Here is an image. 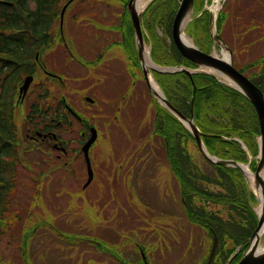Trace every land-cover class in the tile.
I'll return each mask as SVG.
<instances>
[{
  "label": "rangeland",
  "instance_id": "374dc122",
  "mask_svg": "<svg viewBox=\"0 0 264 264\" xmlns=\"http://www.w3.org/2000/svg\"><path fill=\"white\" fill-rule=\"evenodd\" d=\"M223 11L225 20L221 37L228 44L234 64L239 68L243 60L257 57L260 46L252 45L256 42L254 34L264 31V0H224ZM66 23L75 28L72 21ZM59 24L60 21H56L48 31L52 37ZM73 40L80 45L78 36ZM51 47L42 54V59L47 68L59 73L62 70L61 48L58 44ZM149 47L146 44L148 51ZM34 73L37 74L29 96L36 97L37 91L34 88L40 83L42 87H47L50 98L58 97V84L49 80L41 82L45 78L43 73L38 70ZM25 74L7 83L9 91L1 100L4 113L8 112V103L12 97L10 100L8 98L10 93L13 94L14 85ZM70 74L68 69L67 86L73 88ZM120 87L115 86V89L119 90ZM71 95L81 99L80 94ZM103 97L105 105L109 104L107 99L113 102L112 106L114 104L111 109L104 106V115L109 119L107 124L104 122L107 119L97 113L95 106L87 112L90 117L93 116L98 127V139L93 153L94 168L100 177L99 183L107 184L108 172L115 164L128 163L125 165L128 170L124 171L123 177L129 174L135 189L134 196L130 193L129 205L113 206L123 196L122 191L115 194L109 206H105V201L110 197L107 192L97 201L92 191H88L89 202L82 201L84 198L73 196V191L70 194L62 191V169L55 153L28 154L26 150L21 151L12 167L14 178L8 196L6 227L0 235V264H144L142 253L147 264H203L207 260L213 241L212 234L207 228L190 221L184 213L178 182L170 170L172 165L164 155L166 146H162L155 132V112L149 88L144 89L140 95L135 93L126 106L120 102L121 93L114 95V99L111 96ZM117 107L127 112L119 113ZM16 114L20 128L22 108ZM187 149L191 160L198 164L203 174L217 176V171L201 156L194 142H188ZM127 154H131L128 160ZM41 158H45V162H40ZM34 160L38 163L33 170L30 161ZM107 168L110 169L108 172ZM189 169L194 183L196 173L191 167ZM200 182V189L216 194L218 191L226 192L224 186L215 185L210 180ZM127 188L130 189V186ZM139 195H142L141 200L137 198ZM218 199L203 198L198 201L200 214L208 222H217L219 226L220 235L217 236L218 243L210 264H221L228 249L251 231L250 220L244 209L239 208L237 203ZM258 206L257 200L253 209L256 210ZM68 234L72 238L62 236ZM101 242V249L111 251L114 257L95 246ZM135 242H140L143 250L140 251ZM261 246H264V239ZM120 249H132L128 250L131 255L124 256L123 263L118 262Z\"/></svg>",
  "mask_w": 264,
  "mask_h": 264
},
{
  "label": "flooded vegetation",
  "instance_id": "af4514ba",
  "mask_svg": "<svg viewBox=\"0 0 264 264\" xmlns=\"http://www.w3.org/2000/svg\"><path fill=\"white\" fill-rule=\"evenodd\" d=\"M130 1L131 0H62V7L65 5V10L62 16V23L57 27L56 34H53V37L49 34L48 31L53 27V25H50L48 26V34L45 38L35 39L33 35H27L28 38L23 41L29 53V55H27V60L31 62L30 66L32 69L31 73H26L25 75H32V80L26 93L24 95L22 93L20 94L19 87L23 83L25 76L23 75V78L14 85L12 95L13 103L11 100L8 103L16 118L17 110L19 108L23 110L20 128L16 130L11 124L13 133L12 140H8L11 145L17 148L19 157L21 151L25 150L28 154L39 152L52 155L55 153V157L60 160L59 167L62 169V191H66L69 194L71 193L70 191H73V196L76 197L79 195L84 198L82 201L85 202H89L88 198L90 199L88 191H92L93 197L97 201L107 192L108 197L109 195L110 197L105 201V206H109L115 194L122 191L123 196L118 198L113 206L127 207L130 203V193L134 196L135 189L133 185H131V176L127 174L123 177L124 171L128 170V168L125 167L127 162L125 164L121 162L116 163L111 170L107 168V172L110 170L108 172L109 177H107V184L99 183L100 177L93 163V153L98 139V127L93 120V116L90 117L87 112L92 110V106H95L97 113L103 115V117L107 119L104 115V106L111 109L114 107V104L112 106L111 103L113 102L107 99L109 104L105 105L103 102L105 98L103 96H111L112 99H114V95L121 93L120 102L126 106L130 103L135 93L140 95L143 93V90L147 88L146 76L138 55L135 28L129 10ZM136 1L137 0H133L132 5L137 9ZM153 1L154 0H144V8L140 10L137 9L138 20L140 22L145 44H149L150 42L146 26V20L149 15L147 14V8ZM171 1L177 3L178 8V0ZM220 1L221 0H218L219 9L216 12V17L218 12L223 11L224 0L221 2V5ZM158 2L161 4V0ZM205 2L207 3L206 5L209 6L212 0H202V5H204ZM67 11H71V13L66 14ZM203 13L200 14L199 17L204 19L206 16L205 13L207 14L208 29L210 13L208 11H204ZM66 15H68V17ZM63 21L65 23H63ZM68 21H72L73 23L71 24H74L75 28H73V26H68L70 25L66 23ZM222 23L220 26H217L220 37L221 29L224 27ZM156 29L157 32L161 34V26L158 25ZM259 33L257 35L254 34L256 42L252 45L260 46L256 58L243 60L241 66L238 68L234 64L232 51L231 56L233 66L256 84L264 93V31ZM77 36L81 40V42H79L80 45H77V42L73 40V38ZM250 37H252V34ZM198 40L200 46L205 47L208 45L207 50L198 45L200 49L206 52L211 51L213 45L212 39L211 42L208 43L205 41V38L199 35ZM54 44H58L59 49L61 48L62 70H60L59 73L47 68L45 65L46 63H44L42 59V56H44L42 54L50 50L52 48L51 46ZM227 45L228 44H226V46ZM227 47L229 48V46ZM239 49L241 50V45ZM68 69H70V75H72L73 78L71 79L73 81V88L67 86ZM35 70L43 73L45 80H40L41 82L49 80L58 84V97L54 96L50 98V92L47 91V87H42L40 83L34 88V91H37L36 97L29 96V90L31 85H33L35 74H37L34 73ZM82 71L85 75H83ZM114 85H121V87L118 90L115 89ZM70 93L80 94L81 99L72 97ZM125 98L126 100L123 101ZM10 103H12V105ZM2 105V107H4V104ZM152 108L155 112V124L157 122L159 125V130L156 134L160 137L159 139L162 146H166V140L160 132L164 127L165 121L163 120V116L157 111L155 101H153ZM116 111L119 113L127 112L126 109L122 110V107H117ZM0 114L4 115L3 113ZM5 114L9 113L7 112ZM108 120L109 119L104 122L107 124ZM87 143L89 144L86 146V149H84ZM164 155L167 160L165 152ZM130 156L131 154L126 155L127 160ZM133 158L136 160L137 157L134 155ZM45 160V158H41L40 162H45ZM30 163L33 164L31 168L34 170L35 164L38 162L34 160L33 162L30 161ZM170 170L172 172V168ZM40 174H43V172L40 171ZM89 174L91 175L90 177ZM129 186L130 189L127 188ZM141 197L139 195V197H137L138 200H141ZM61 232L64 234L63 231ZM69 235L71 234L62 236L72 238ZM247 237L248 235L243 238L245 241H241L236 255L229 264H234L240 259L244 251H242L243 247L248 244ZM135 243L138 244L137 247L141 249V243ZM92 245L95 244L92 243ZM95 246L100 247L101 252L114 257L115 254H112L111 251L101 249L102 242L100 245ZM128 250L132 249H120V257L118 258L119 260L117 259L118 262L123 263L125 261L123 259L124 256L127 254L131 255Z\"/></svg>",
  "mask_w": 264,
  "mask_h": 264
},
{
  "label": "trees",
  "instance_id": "16d2710c",
  "mask_svg": "<svg viewBox=\"0 0 264 264\" xmlns=\"http://www.w3.org/2000/svg\"><path fill=\"white\" fill-rule=\"evenodd\" d=\"M62 0H0V235L6 227V212L8 208L9 191L12 188L14 176L13 162L18 158L17 148L8 140H12V120L10 114L2 111V97L9 91L8 82L19 79L24 73H31L32 69L27 60V47L23 41L27 35L35 39L47 36L48 26L59 19L60 3ZM154 0L147 8L148 39L151 45L150 56L152 60L161 65H185L195 67V64L183 58L171 38V23L177 9L173 1ZM158 2V3H157ZM31 5V6H30ZM202 0H194V12L202 9ZM204 14V13H203ZM205 18L195 16L186 27V33L193 37L194 43L199 45V35L208 43L211 38L207 29L208 16ZM224 20L220 12L217 26ZM161 26V34L156 27ZM167 38V40H166ZM199 47H202L199 45ZM207 50L208 45L202 47ZM155 80L161 87L168 101L186 116L190 114V100L192 87L189 78L183 72L173 74L153 73ZM196 92L193 101L194 121L202 134V141L209 153L224 159H234L241 162L247 161V153L236 137L244 142L249 152L255 155L257 144L255 137L259 135V123L252 104L238 91L221 83L214 76L206 73L192 74ZM12 90V89H10ZM11 92V91H10ZM12 94L10 93L9 100ZM157 111L163 116L164 127L160 130L166 140V155L172 165V171L177 179L183 200L186 217L212 234L220 235L217 222H208L200 214V204L203 198L225 199L237 203L239 208L247 212L250 220L251 231L257 223L256 215L252 211L250 202L254 196L248 193L246 182L241 172L231 166L209 163L217 171V176L203 174L197 163L191 160L187 149L188 142L195 140L183 124L166 109L155 102ZM9 106V104H8ZM6 109H8L6 107ZM11 112V109H8ZM12 124V125H11ZM159 125L156 122L155 132ZM178 153V155H177ZM191 167L195 171L194 183L191 181ZM254 168L253 162L250 165ZM197 178L199 181L197 182ZM210 180L215 185L225 187L224 191L211 193L201 188L200 181ZM229 187H226V186ZM226 196V197H225ZM197 209V210H196ZM11 226H7L9 229ZM249 231L248 236L251 234ZM246 239V238H245ZM240 241L236 245L240 244ZM245 241V240H244ZM234 245L228 249L223 261L235 250ZM243 247L242 251L245 249Z\"/></svg>",
  "mask_w": 264,
  "mask_h": 264
},
{
  "label": "water",
  "instance_id": "95a60500",
  "mask_svg": "<svg viewBox=\"0 0 264 264\" xmlns=\"http://www.w3.org/2000/svg\"><path fill=\"white\" fill-rule=\"evenodd\" d=\"M132 2L133 0L130 1L129 10L135 28V36H136L139 59L142 68L144 70V74L146 76L150 93L164 109H166L170 114L176 117L183 124V126L191 133V135L195 139L196 145L200 153L206 160H208L210 163L213 164L234 167L241 172L246 182L248 193L252 192L255 198L258 200V204L260 205L259 212L253 209L257 215V225L254 228L252 234L248 238V246L245 249V251L242 253L240 259L234 264H264V246H261V241H262L261 238L262 235L264 234V181L261 178V172L264 169V94L263 92L253 82H251L245 75H243L233 67L232 59H231V51L226 47L225 43L222 41V39L220 38V36L216 31L215 18L212 9V6L215 5L216 0L212 1L211 7L204 6V8L200 11V13L203 12L205 9L209 11L210 13L209 22H208L209 34L212 37L213 42L217 43L220 46L221 50L227 51V55H225L224 53H221V55H216L213 52L206 53L202 51L200 48H198L192 42V40L191 43H188L183 40L182 34H185L184 28L191 19L190 15L193 11L194 0H180L179 6L176 10L172 22V28H171L172 39L180 55L182 57L189 59L190 61L195 63L198 67L185 68L179 65L161 66L153 62L155 66H153L150 69L159 72H167V73L183 71L188 76L192 87L191 100H190V115L186 116L183 113H181L165 97L162 90L155 81L151 71L145 68V63H144L145 44L142 35V30L140 27V22L138 20V11L134 7V5H132ZM64 10H65V5L63 6V8H61L60 11V23H62V16ZM197 72H205L213 75L220 82L230 86L231 88L241 93L253 105L259 123V135L257 136L256 139L258 145V153L255 155V157L248 155V162L243 163L241 161H237L234 159L220 158L218 156L209 153V151L205 147L202 141L203 133L196 125L193 114V101L195 97L196 86L194 84L192 74ZM149 75L155 81L157 87L159 88V91H156L152 87L149 81ZM222 76L226 78L229 82L222 80ZM31 80H32V75H26L24 77L23 83L19 87L20 93L25 94ZM88 144L89 143L85 145L84 149H86V146ZM253 158H255L256 160V166L254 170H251L250 162ZM249 175L252 176L251 180L249 178ZM90 176L91 175L89 174V177ZM251 182L253 183V186L256 189L260 188L261 200L258 198L255 191L252 189V186L250 185ZM216 243H217V237L214 234L213 245L208 260L205 264H208L210 262V259L216 247ZM236 251L237 249L233 254H231L227 258L224 264H227L231 260V258L234 256Z\"/></svg>",
  "mask_w": 264,
  "mask_h": 264
},
{
  "label": "bare ground",
  "instance_id": "6f19581e",
  "mask_svg": "<svg viewBox=\"0 0 264 264\" xmlns=\"http://www.w3.org/2000/svg\"><path fill=\"white\" fill-rule=\"evenodd\" d=\"M144 0H137L136 1V7H137V9L138 10H140V9H143L144 8V6H145V3L143 2ZM216 8V5L214 6V9ZM182 38H183V40L184 41H186V42H188V43H191V39L188 37V36H186L185 34H182ZM144 59H145V68L146 69H149L150 71H151V73H154V72H156V73H159V74H173V73H176V72H183V71H176V72H173V73H167V72H159V71H155V70H153V69H150V68H152L153 66H155L154 65V63L155 64H158V63H156V62H154L153 60H152V58H150V56H149V53H148V49L146 48V47H144ZM154 62V63H153ZM158 65H161V64H158ZM161 66H178V65H161ZM179 66H183V67H185V68H189L188 66H185V65H182V64H180ZM184 73V72H183ZM222 80H224V81H226V82H229L226 78H224L223 76H222ZM149 81H150V83H151V85H152V87L156 90V91H159V88L157 87V85H156V83H155V81L153 80V78L149 75ZM245 170H246V168H245ZM249 178H250V180H251V178H252V176L251 175H249ZM261 178H262V180L264 181V169H263V171L261 172ZM253 182V181H252ZM250 183V185L252 186V189L255 191V193L257 194V196H258V198L261 200V191H260V188H258V189H256L254 186H253V183ZM259 200V201H260ZM258 212L260 211V205L257 207V209H256Z\"/></svg>",
  "mask_w": 264,
  "mask_h": 264
}]
</instances>
